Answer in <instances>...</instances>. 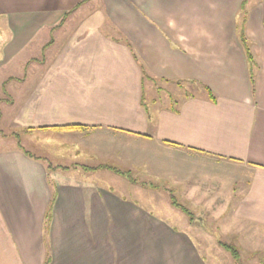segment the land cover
Here are the masks:
<instances>
[{
  "label": "crops",
  "instance_id": "crops-1",
  "mask_svg": "<svg viewBox=\"0 0 264 264\" xmlns=\"http://www.w3.org/2000/svg\"><path fill=\"white\" fill-rule=\"evenodd\" d=\"M0 25V68L26 51L0 264H223L207 209L264 264V0H0Z\"/></svg>",
  "mask_w": 264,
  "mask_h": 264
},
{
  "label": "rangeland",
  "instance_id": "rangeland-1",
  "mask_svg": "<svg viewBox=\"0 0 264 264\" xmlns=\"http://www.w3.org/2000/svg\"><path fill=\"white\" fill-rule=\"evenodd\" d=\"M4 28H3V25H0V34L2 33V37H4L6 35V33L3 32ZM40 36L38 37V39L35 38L34 40V43L37 42V41H40L42 40V37L46 34L47 36V39L48 40H51V38H55V39H58V34L55 35V33H53L51 36L49 33H39ZM50 36V37H49ZM2 40V39H1ZM26 55V51L23 52L20 56H18L15 60H14V63L11 64H7L3 67L0 68V137L2 136L3 140H0V148H3L4 147H8V146H11V145H15L16 143L19 142V140L17 141L15 139V137H11L10 136V133L12 132V129L10 127V123L8 122V113H7V109L9 107L8 105V101L10 99V96H11V93H12V90H14L15 88H18V89H23V85H21V87L19 85H17V81L16 82H7L9 79L7 78H10L11 76H19V75H24V71H26L24 69V61H25V56ZM3 58V55H2V47L0 48V60H2ZM24 58V59H23ZM23 59V60H22ZM22 73V74H21ZM7 79V80H6ZM7 82L6 84H2V82ZM14 86V87H13ZM8 105V107L6 106ZM51 140V139H50ZM16 141V143H15ZM55 140H52V142L54 143ZM20 143V142H19ZM49 145H52V144H49ZM26 146H27V142H26ZM54 146V144L52 145ZM61 148H58V150L55 151V155H56V160L57 164H60V163H65L67 162L68 158H70L69 155H67V157H65V161H61L60 160V157H59V152H60ZM63 151V150H62ZM66 151V150H65ZM67 154H69L67 151H66ZM54 161V162H55ZM136 175V174H135ZM135 175H133L135 177ZM86 176H89L88 174ZM129 180V179H128ZM105 183H108V184H111L113 185L114 183L107 180L105 181ZM119 183V186H121L120 184H122V180L121 182H118ZM130 183V182H129ZM120 193L122 194L123 191L120 190ZM162 193V192H161ZM126 194V192L124 193ZM129 195H133V193H128ZM163 195H165V201L163 205H161V207H163V210L167 209V203L168 202V199L169 198V195L167 192H163L162 193ZM155 195V194H153ZM152 196L149 197V200H144L145 203H147L148 205H151L152 206ZM157 195H159V193H157ZM179 195V194H177ZM156 197V196H155ZM159 197V196H158ZM156 207H159L157 205H155ZM162 209H158L159 213L162 215V216H166V212L163 211ZM194 210V213H197V209H193ZM205 213H203L204 215L201 217V218H205V221H201L200 219H198V216L197 215H194V217L192 218V223L193 225H196L197 228H198V231L200 232H205V231H208V232H211L213 235H214V232H216V236L219 238L218 240L214 239V240H206V243L211 246L212 248L220 251L221 254L220 255H224V256H220L221 260L223 261V264H247V256L245 255L246 253L244 252L243 249H241L239 247V241H233L230 237V233L228 231V235H224L223 232H220L219 230V224H220V220L214 216V214H211L212 210L211 209H207V210H203ZM155 212H156V209H155ZM209 214L211 216H209ZM224 219H227V216L224 217ZM223 233V234H222ZM219 242H222L223 244H226V245H231V246H234L236 248V250L238 251L239 253V260H235L232 256V254L227 251L226 249H223L221 247V250L219 248ZM238 242V243H237ZM239 249V250H238ZM223 251V252H221ZM225 253V254H224ZM241 255V256H240ZM232 257V258H231ZM261 258V257H260Z\"/></svg>",
  "mask_w": 264,
  "mask_h": 264
},
{
  "label": "trees",
  "instance_id": "trees-1",
  "mask_svg": "<svg viewBox=\"0 0 264 264\" xmlns=\"http://www.w3.org/2000/svg\"><path fill=\"white\" fill-rule=\"evenodd\" d=\"M241 40H242V42H243V44L246 46V51H247V57H248V60L250 61V62H252L253 61V57H252V55L250 54V50H249V48L247 47V44H246V38H245V36H244V32H242L241 34ZM252 78V82H254V79H253V76L251 77ZM75 128H79V129H83V126H76V125H73V126H66V127H61V128H59V129H75ZM133 182H135L134 180H133ZM171 201H172V203L176 206V207H179L181 210H183L185 213H187V214H189V212L185 209V208H183V207H180V205H178L177 204V202L173 199V197H171ZM51 209H52V204L50 205V207H49V210H48V213L46 214V216H47V223H49V220H50V218H51ZM222 246L227 250V251H229L231 254H232V256H233V258L235 259V260H239V255H238V251L236 250V248L234 247V246H231V245H226V244H222Z\"/></svg>",
  "mask_w": 264,
  "mask_h": 264
}]
</instances>
